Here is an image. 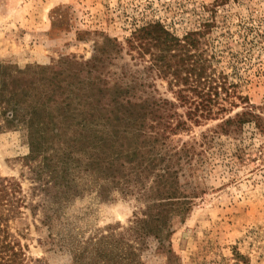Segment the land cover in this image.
<instances>
[{
    "label": "rangeland",
    "instance_id": "1",
    "mask_svg": "<svg viewBox=\"0 0 264 264\" xmlns=\"http://www.w3.org/2000/svg\"><path fill=\"white\" fill-rule=\"evenodd\" d=\"M152 21L177 36L211 21L203 48L212 55L220 96L224 86L231 92L226 103L235 102L228 107L219 101L227 110L215 119L187 120L189 128L173 139L194 149L191 169L181 180L198 193L184 219L173 220L169 264H264V0L222 5L214 0H0V64L24 68L66 56L84 60L110 37L122 51L107 62V76H138L146 89L154 87L156 95L175 101L166 80L144 69L148 56L140 57L126 43L135 28ZM246 107L261 120L231 124L228 131L217 128L223 116ZM177 111L182 115L184 108ZM27 153L24 131L0 132V176L16 178L26 201L40 203L34 211L25 204L13 223L26 254L41 259L39 264H69L79 241L117 233L129 224L135 199L116 190L100 195L81 172L71 188L33 193L22 167ZM149 259L165 261L151 252Z\"/></svg>",
    "mask_w": 264,
    "mask_h": 264
},
{
    "label": "trees",
    "instance_id": "2",
    "mask_svg": "<svg viewBox=\"0 0 264 264\" xmlns=\"http://www.w3.org/2000/svg\"><path fill=\"white\" fill-rule=\"evenodd\" d=\"M227 1L214 0V5ZM211 25L206 21L177 36L152 21L126 39L129 50L148 56L144 69L166 80L175 101L156 95L154 87L146 89L138 76H107V62L122 51L110 37L84 60L66 56L24 68L0 64V132L24 131L28 153L22 167L32 192L44 196L49 189L71 188L81 172L100 195L116 190L137 202L125 228L79 241L69 264H153L149 252L165 258L163 264L171 261L173 220L184 219L198 193L181 180L191 169L194 149L173 139L189 128L187 120L198 124L217 118L227 110L219 101L231 98L224 86L220 96L212 55L203 48ZM226 104L235 106L233 99ZM261 118L246 107L223 116L217 128L228 131L231 124ZM27 198L16 178L0 176V264L41 263L26 254L13 225L25 204L31 211L40 205Z\"/></svg>",
    "mask_w": 264,
    "mask_h": 264
}]
</instances>
